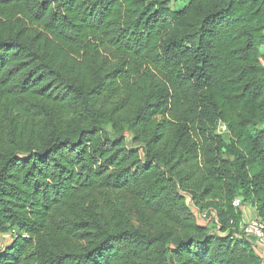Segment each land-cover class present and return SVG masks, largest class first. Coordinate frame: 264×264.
<instances>
[{"label":"trees","instance_id":"trees-1","mask_svg":"<svg viewBox=\"0 0 264 264\" xmlns=\"http://www.w3.org/2000/svg\"><path fill=\"white\" fill-rule=\"evenodd\" d=\"M171 4L0 0V264L261 263L264 0Z\"/></svg>","mask_w":264,"mask_h":264},{"label":"built area","instance_id":"built-area-1","mask_svg":"<svg viewBox=\"0 0 264 264\" xmlns=\"http://www.w3.org/2000/svg\"><path fill=\"white\" fill-rule=\"evenodd\" d=\"M228 129L224 124H220L219 126V132H227ZM233 206L235 208H240L241 207V200L240 199H236L233 202ZM207 212H204V216H207ZM212 229V228H211ZM216 231L218 234H222L220 232V226H219V221L218 218L215 217V228L213 229V231ZM240 232L245 235L252 243L257 244V245H261L262 247H264V221L262 219H253L249 222H242L241 226H240ZM12 236L13 238H17L19 236L23 237V238H29V236L27 234H22L17 232L16 230L12 231ZM12 238V239H13ZM260 264H263L262 262Z\"/></svg>","mask_w":264,"mask_h":264},{"label":"crops","instance_id":"crops-1","mask_svg":"<svg viewBox=\"0 0 264 264\" xmlns=\"http://www.w3.org/2000/svg\"><path fill=\"white\" fill-rule=\"evenodd\" d=\"M242 211V217L244 222H249L253 219H256V212L255 208L252 204H245L241 208ZM202 223L208 226V224L204 221L201 220ZM210 228V226H208ZM211 229V228H210ZM213 230V229H212ZM7 235L0 234V250L3 249L4 247H7L11 244L9 239H7ZM256 247V250L261 258V262L264 264V247L261 245L254 244Z\"/></svg>","mask_w":264,"mask_h":264},{"label":"rangeland","instance_id":"rangeland-1","mask_svg":"<svg viewBox=\"0 0 264 264\" xmlns=\"http://www.w3.org/2000/svg\"><path fill=\"white\" fill-rule=\"evenodd\" d=\"M188 2H189V0H172L171 8H173L174 10H176V9L179 10L182 7H184L185 5H187ZM109 129L111 130V127ZM221 134L224 136V138L226 140H228L229 134L227 132H225V133L222 132ZM130 141L131 140H128L129 144H130ZM131 146L133 147V144ZM190 206L193 208L194 212L197 214L199 220L206 222L208 224V226H210V228H212V229L215 228V221L212 220L211 216L207 215L205 217L204 212L194 208L191 203H190ZM13 240H14V238L11 239L10 242H12Z\"/></svg>","mask_w":264,"mask_h":264}]
</instances>
